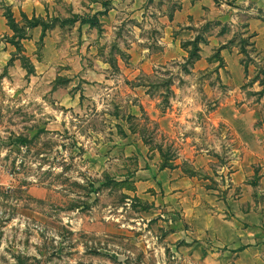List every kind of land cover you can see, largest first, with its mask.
<instances>
[{"label": "rangeland", "instance_id": "374dc122", "mask_svg": "<svg viewBox=\"0 0 264 264\" xmlns=\"http://www.w3.org/2000/svg\"><path fill=\"white\" fill-rule=\"evenodd\" d=\"M26 1L0 0V264H169L182 241H164L165 214L180 207L162 191L137 195L134 183L166 169L196 180L198 194L224 197L243 152L222 107L215 112L228 94L219 49L208 69L191 71L192 41L181 43L184 58L140 59L125 27L84 52L66 4L55 0L59 18H42L41 37ZM197 29V43L228 33L224 47L254 67L231 94L262 97L264 58L249 37L215 20Z\"/></svg>", "mask_w": 264, "mask_h": 264}, {"label": "crops", "instance_id": "0c3cea01", "mask_svg": "<svg viewBox=\"0 0 264 264\" xmlns=\"http://www.w3.org/2000/svg\"><path fill=\"white\" fill-rule=\"evenodd\" d=\"M59 1L67 5L72 16L79 17L74 28L84 42V52L96 54L108 39L119 40L127 27L132 47L128 53L140 59L160 56L170 60L177 55L184 58L187 53L181 43L196 39L197 27L215 20L240 30L231 36L249 37L253 52L264 58V0ZM57 8L55 0H27L22 11L28 17L59 18ZM92 17L100 32L89 23L80 24V18ZM227 35L214 32L200 41L199 57L190 67L191 71L208 69L215 45L224 61L227 78L222 83L228 87V94L215 112L222 107L221 118L232 125L243 152L234 161L236 166L226 181L224 197L207 195V191L198 194L201 188L196 180L166 169L150 167L134 183L137 195L147 190L162 191L165 199L180 207L178 215L165 214L169 226L164 224L168 229L164 241L171 237L182 241L174 260L166 258L169 264H264V111L260 109L264 95L246 98L241 93L236 99L231 94L250 81L254 67L247 66L245 70L239 64L237 49L224 47ZM252 84L258 87V81Z\"/></svg>", "mask_w": 264, "mask_h": 264}, {"label": "trees", "instance_id": "16d2710c", "mask_svg": "<svg viewBox=\"0 0 264 264\" xmlns=\"http://www.w3.org/2000/svg\"><path fill=\"white\" fill-rule=\"evenodd\" d=\"M6 19L8 21V25L10 26V28L13 30V31H17V26H16V23L11 15V12L8 10L7 14H6ZM79 17L78 16H73L72 20H67L69 21L70 23H75L76 21H78ZM66 21V20H64ZM84 23H89L90 26H96L98 25V22L96 20L95 17H92V19H86V18H80V24H84ZM29 27H37V26H41V37L43 36L44 34V29H45V24L42 20V18H35L33 17L32 20H30L29 22ZM21 38H23V36H21ZM12 44L15 46V47H19V44L18 43H13ZM191 45H192V49L188 52V61L193 63L196 59H198L199 57V54H198V51H199V47H198V43H197V39H194L192 42H191ZM217 55H219V51H217L216 53ZM264 89V88H263Z\"/></svg>", "mask_w": 264, "mask_h": 264}]
</instances>
